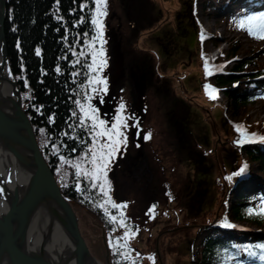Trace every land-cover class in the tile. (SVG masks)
Listing matches in <instances>:
<instances>
[{"label": "trees", "instance_id": "1", "mask_svg": "<svg viewBox=\"0 0 264 264\" xmlns=\"http://www.w3.org/2000/svg\"><path fill=\"white\" fill-rule=\"evenodd\" d=\"M193 1L183 0L181 2L184 6L178 15L179 20L175 22L178 37H183L182 35L189 28L199 30L201 36L202 28L195 18ZM234 1L236 0L221 2L205 0L204 8H210L215 13L226 9L228 10L226 14H228V12H234V7H240L252 0H244L242 3L237 1L233 4ZM120 4L122 11L124 9L126 11L128 22L125 16L121 15L123 23L116 28H119L120 31L121 51L124 54V60H128L130 53H135L137 45L131 43L127 27L132 25L136 32H140L145 24L154 27L156 25V20L153 18L154 3L152 0H120ZM81 5H86V7L81 8ZM94 8L93 0H59L58 3L57 0H7L4 30L10 65L18 82L22 106L32 124L39 149L52 170L61 193L72 204L77 217L79 214L82 218L84 213L90 216L95 220L98 232L101 229L97 225H101L109 240L114 244L126 229L110 222L103 209L97 207V204L103 203L107 198L103 196L99 188H91L88 180L80 178L78 181L75 176L76 170L71 166L72 163L81 162V157L84 156L92 143L88 129L79 126V117L82 113L75 101L80 99L84 103L85 94L92 96L94 94L88 86L89 75H94V73H89L87 67L91 63V56H79L81 51L89 52L86 44L95 35L94 26L91 24ZM113 8V0H107L103 48L104 58L108 62L113 50V25H110L109 28L107 23L112 24L110 18ZM81 18H83V22H80ZM107 37L108 45H106ZM210 39L214 46L220 42L216 33H213ZM167 41L168 44L174 42L170 36ZM99 46V44L96 45L97 48ZM37 49H40L39 56L36 55ZM240 50L239 40H232L227 46L226 55L234 56ZM73 52L77 55H73ZM139 53L140 55L144 54L142 51ZM77 59L80 60V63H74ZM205 60L209 63L212 75H206ZM200 65L202 66L203 86L208 85L209 77L214 78L215 84L224 89L225 106L230 108L234 117L244 119L249 106L256 104L264 89V80L258 79L260 74H264V63L243 56L237 60L235 66L221 73L216 72V64L210 62L209 57L201 52ZM57 67L60 69L59 73L56 71ZM73 73L76 75L74 76ZM25 81H27V86ZM236 82L238 83L232 87ZM94 99L91 100L93 106H95ZM218 101V99L214 100L215 103ZM73 112H76V116H73ZM49 117H54V122H50ZM206 119L208 120L207 116ZM209 122L212 124L214 136L221 140L220 142L216 141L210 150L206 151L199 145L201 151L197 147V143L200 142L199 136L192 131L188 132L182 129V135L180 132L174 137L178 148L188 144L191 149L196 150L204 157L205 161L208 160L207 157L211 156L220 185V199L217 202L219 208L216 213L209 212L210 220L208 222L195 223L198 218H201L202 214L200 215V213L186 215L187 220L190 218L196 220L192 223L196 227L195 232H203L197 244L192 248L191 264H264V260L259 258L260 254L264 253V249L256 247L264 245V232L258 230L252 234L251 240H242L240 238L242 233L232 227H223L225 221L227 223L234 221L241 224L247 223L259 229L264 228V214H261V209L264 207L254 204L256 196L249 189L250 187L255 190L264 189V151L260 144L245 143L239 146L236 143L246 135L264 133V121L234 123L221 116L218 121V133L215 130L214 122L212 121V123L210 120ZM237 125L243 127L238 130ZM150 134V138L146 140L149 145H152L154 136L151 132ZM53 146L57 149L55 154ZM150 147L154 156L159 159L158 148ZM186 154L190 153L186 151ZM60 156H64L71 163H62ZM126 156H130V154L127 153ZM124 159L118 166H126ZM245 165L251 174L247 181H239V175H235V173ZM229 176L232 177L231 181L226 179ZM107 181L110 185L109 195L112 201L116 204L127 205L126 208L117 209L108 204L106 207L109 213L119 219L120 213L123 212L129 228L136 229L139 235L151 233L152 226L143 225L139 216L133 214L135 213L134 205L133 207L130 205L131 200L125 196V191H117L114 171H108ZM78 182L81 191H77ZM163 186L160 196L153 197L155 202L146 201L145 209L153 211L150 217L156 216L155 209L158 206L161 210L159 216L149 220L152 223L162 216L170 218L175 213L181 217V213L177 212L176 208L168 205V201L178 203L180 192L178 184L167 178L163 182ZM130 208H132L131 214L129 213ZM80 217L78 218L79 222ZM182 224H188L187 229L190 227V223ZM123 242L120 240V243ZM249 248L257 255L250 256L246 251ZM153 253L155 255V250ZM132 260L139 264L137 258L125 261L111 247L112 264H117L118 261L120 264H132Z\"/></svg>", "mask_w": 264, "mask_h": 264}, {"label": "rangeland", "instance_id": "2", "mask_svg": "<svg viewBox=\"0 0 264 264\" xmlns=\"http://www.w3.org/2000/svg\"><path fill=\"white\" fill-rule=\"evenodd\" d=\"M152 1L156 25L152 27L145 24L140 32H136L132 25L127 27L131 43L137 45V49L136 54L130 53L129 59L124 60L120 31L116 27L123 23L121 15L126 18V11L125 9L122 11L120 0H113L114 8L110 18L112 24L107 23L109 28L113 25V50L111 61L109 60L110 69L107 66L103 70V72L107 71L110 88L103 93V101L95 97L93 103L98 109L100 118L106 119L109 125L115 122L121 103L125 105L123 115L129 118V127L125 130L127 147L121 149L111 165L110 172L114 171L117 191L124 190L125 196L131 200L130 205L132 207L134 205L133 214L139 216L143 225L152 226V232L143 235H139L136 229L131 228L136 235L128 241L132 250L130 257L137 258L139 264H160V262L191 264L192 248L203 232H195L196 227L192 223L196 220L191 218L187 220L186 215L200 213L202 216L195 223L208 222L209 212L216 213L219 208L217 202L220 199V185L211 156L205 161V158L191 149L188 144L178 148L174 140L175 134L181 132L182 135L183 130L192 131L199 136L200 142L197 143V147L201 151V148L207 151L216 144V141H221L214 136L209 120L214 122L217 133L221 116L234 123L264 121V89L256 104L249 106L244 119L231 114L230 108L225 106L224 89L215 84V79L212 77H209L208 82L216 90L219 101L215 103L209 98L202 84L201 52L209 57L210 62H215L214 45L210 36L218 33L220 42L217 48L223 49L220 53L222 59H218L220 63L216 61L215 64L222 73L235 66L237 60L243 56L264 63V54H259L264 40L250 36L246 26L245 28L239 26L241 20L233 23L228 19L230 13L226 14L228 10L215 13L210 8L205 9V0H194L192 3L195 18L202 28L201 36L199 30L189 28L182 35L183 37H178L175 22L179 20L178 15L184 6L181 4L183 0ZM237 1L242 3L244 0H236L233 4ZM235 13L238 14L237 11ZM239 16L241 19L244 18L243 15ZM169 36L174 42L168 44ZM232 40H239L241 50L234 56H228L227 46ZM106 45H108V37ZM140 51L144 54L140 55ZM258 79L264 80V74H260ZM109 93L112 96L110 103ZM137 123L139 127L135 126ZM150 132L154 136L152 145H149L145 139ZM150 146L158 148L159 159L154 156ZM186 151L190 154H186ZM127 153L130 156H126ZM123 158L126 166H118L123 162H121ZM167 178L176 182L180 189L178 203L168 201V205L176 208L177 212L181 213V217L183 214V218L175 213L170 218L162 216L154 224L149 220L159 216L160 207L155 209L156 216L150 217L153 211L145 209L146 201L155 202V198L162 193L163 182ZM256 193H259L256 194V205L264 207V194L260 191ZM131 211L132 208L130 214ZM182 223H190V227L187 229L188 224ZM233 223L252 233L258 230L264 232V228L259 229L247 223L234 221ZM246 237L251 240L253 235L242 233L240 238L246 239Z\"/></svg>", "mask_w": 264, "mask_h": 264}, {"label": "water", "instance_id": "3", "mask_svg": "<svg viewBox=\"0 0 264 264\" xmlns=\"http://www.w3.org/2000/svg\"><path fill=\"white\" fill-rule=\"evenodd\" d=\"M6 5L0 0V264H112L105 230L85 213L78 221L39 149L10 65Z\"/></svg>", "mask_w": 264, "mask_h": 264}, {"label": "snow or ice", "instance_id": "4", "mask_svg": "<svg viewBox=\"0 0 264 264\" xmlns=\"http://www.w3.org/2000/svg\"><path fill=\"white\" fill-rule=\"evenodd\" d=\"M59 0H57V3ZM95 8L92 10L91 24L94 26L95 35L91 37V40L88 41L86 47L89 52L85 53L81 51L79 56H91V63L87 65L89 73H94V75H89L88 77V86L91 88L92 93H95V97H99L103 101L102 93L107 92V81L102 78L101 73L106 67V60L104 58V18L107 16V0H93ZM86 7V5H81V8ZM58 10V9H57ZM58 19H61L58 17ZM83 22V18L81 21ZM239 26L241 28L247 29V32L250 36H253L256 39L264 40V13L259 15L248 16L245 20H241ZM87 36V34H85ZM203 38V37H202ZM99 44V48L96 45ZM19 47V45H17ZM36 55H40V49L36 50ZM73 55H77L73 52ZM74 63H80V60L77 59ZM205 71L206 75H212V72L209 70V63L205 60ZM56 71L59 73L60 69L57 67ZM75 76L76 73H73ZM27 86V81H25ZM206 94L210 99L215 100L216 90L211 88L210 85H205ZM92 95L85 94L84 100L82 103L80 99L75 101L76 105L80 109L82 115L79 117V126L86 127L91 136V146L88 147L87 152L84 156L81 157V162L72 163L71 166L75 168V176L79 181L80 178L88 180L91 184V188H99L100 192L107 199L100 204H97V207L103 209L106 216L109 217L110 222L118 225L120 228H125L123 237L119 238L116 243H110V247L114 251L123 257L125 261L130 260L131 249L129 247L128 241L130 238H134L136 232L132 231L129 228L128 224L125 222V217L123 212L120 213L119 219L117 216L111 215L108 211L106 205L111 204L112 208L122 209L126 208V204H116L112 201L111 196L109 195V182L107 181V173L111 168L112 163L114 162L117 155L121 152L122 148L127 147V136L125 130L129 127L128 119L123 115L125 111V105L120 104L119 109L117 110V115L115 117V122L108 126V123L100 118L98 109L93 106L91 100L95 98ZM39 111V109H37ZM73 116H76V112H73ZM134 119V118H133ZM50 122H54V117H49ZM91 123L88 124L87 122ZM139 127L138 123L135 125ZM237 129L242 128V125H237ZM67 135V133H65ZM150 133L145 136V139L150 138ZM256 134H250V136L243 137L240 140L236 141L239 146H242L244 143L251 142L252 137H255ZM260 140L264 141V137H260ZM57 149L53 146V152L56 153ZM62 163H71L66 160L64 156L59 157ZM245 165L240 169L239 172L235 175H240L245 171ZM231 181L232 177H226ZM77 191H81L79 182L76 185ZM251 214V213H250ZM261 214H264V208L261 209ZM225 227H234V225L229 224L225 221ZM115 231V228L113 229ZM120 240H123V243H120ZM257 248L264 249V245H257ZM123 250V251H122ZM250 256H256L257 253L251 248L246 249ZM139 255V254H137ZM259 258L264 260V253H261ZM117 264H120L118 261ZM132 264H136L135 260H132Z\"/></svg>", "mask_w": 264, "mask_h": 264}, {"label": "bare ground", "instance_id": "5", "mask_svg": "<svg viewBox=\"0 0 264 264\" xmlns=\"http://www.w3.org/2000/svg\"><path fill=\"white\" fill-rule=\"evenodd\" d=\"M258 1V5H256V6H259V7H261L262 9H264V0H257ZM251 2H253V0L251 1ZM248 4L249 3H247V4H244V5H241V6H246L245 8H247L248 7ZM228 8V7H227ZM234 9L235 10H239V9H241V7H234ZM233 9V10H234ZM226 10V9H225ZM257 10V9H256ZM256 10H253L254 11V14H253V12L251 13L250 12V10H248L247 12H246V14L245 13H243V17H248V16H251L252 14L253 15H256ZM230 11H232V10H230ZM250 12V13H249ZM237 19L238 20H241V17L240 16H237ZM243 19H246V18H243ZM259 54H264V44L262 45V47H261V49H260V51H259ZM247 234H250V235H252L253 233H252V231H245Z\"/></svg>", "mask_w": 264, "mask_h": 264}, {"label": "flooded vegetation", "instance_id": "6", "mask_svg": "<svg viewBox=\"0 0 264 264\" xmlns=\"http://www.w3.org/2000/svg\"><path fill=\"white\" fill-rule=\"evenodd\" d=\"M110 61H111V59H110ZM110 61H109V62H108V61L106 62V64H107L106 67L108 66L109 69H110V65H109V64H111ZM106 67H105V68H106ZM107 75H108V74H107V71L101 73L102 78H104V79L107 81V89H108V88H110V83H109V79H108V76H107ZM111 97H112V96H111L110 93H109V95H108L109 103L111 102V99H110ZM105 121H107V120L105 119ZM108 126L110 127L111 125L108 124Z\"/></svg>", "mask_w": 264, "mask_h": 264}]
</instances>
